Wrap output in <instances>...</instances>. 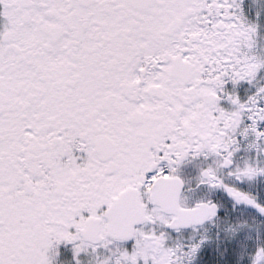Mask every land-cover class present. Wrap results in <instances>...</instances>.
Wrapping results in <instances>:
<instances>
[{
	"label": "flooded vegetation",
	"instance_id": "af4514ba",
	"mask_svg": "<svg viewBox=\"0 0 264 264\" xmlns=\"http://www.w3.org/2000/svg\"><path fill=\"white\" fill-rule=\"evenodd\" d=\"M259 11L251 0H0V264H27L33 253L13 250L20 165L23 184L37 182V201H48L56 184L45 177L56 169L78 170L74 181L96 188L95 198L118 173L126 186L111 207L151 206L154 186L163 189L158 201L170 202L176 187L178 210L202 204L215 216L186 227L178 211L151 206L166 219L155 234L162 263L187 264L211 248L263 264L261 191L241 187L231 197L226 182L242 156H264V90L243 100ZM229 34L234 51L222 58ZM230 115L239 126L226 139ZM192 186L209 195L184 205ZM150 206L131 235L152 221ZM194 229L203 244L186 240ZM230 254L224 261L239 264Z\"/></svg>",
	"mask_w": 264,
	"mask_h": 264
},
{
	"label": "rangeland",
	"instance_id": "374dc122",
	"mask_svg": "<svg viewBox=\"0 0 264 264\" xmlns=\"http://www.w3.org/2000/svg\"><path fill=\"white\" fill-rule=\"evenodd\" d=\"M251 4L256 5V9L260 10L259 13L262 16L259 14L256 16L257 30L255 31L253 44L254 53L247 66L251 85L243 90L244 96H246L245 98L243 96L244 101L250 98H258L259 100V94L264 90V31L260 30L261 27H264V0H251ZM251 9L255 10V7ZM230 35H226L225 44L221 43V46L225 48L224 50L228 51L222 58H227L230 51H234L233 47L227 48V43L231 40ZM225 68L231 67L226 65ZM252 107L254 110L257 108ZM187 117L188 115H186L185 119ZM231 120V115L225 117L224 120V125L228 129L226 139H228L229 133L238 129L239 126V121L230 123ZM207 125L211 126V124ZM33 126L34 129L39 128L38 124H33ZM203 127L205 126L203 125ZM193 131H197V126L193 128ZM203 131H206V127L203 128ZM15 132L16 127L13 126V137L17 136ZM20 169V175L13 169V192L10 194L13 195V210L10 213L9 221L13 224V250L20 252L18 256H25L33 249L27 264H49V244L55 243L57 245L54 251L57 252V248L60 246L61 249H64L62 250L64 257L56 260L51 256L53 264H62L73 258L78 260L80 264L82 262H84L83 264H164L158 259L157 243L160 240L155 234L156 231L162 228L166 219L148 203H143V207H141L150 206L147 214L152 220L150 223H145L138 227L127 238H120L115 234L109 235L107 233L109 219L106 217V213L112 205V197L117 196L126 186V181L124 179L121 180L118 173L111 176L108 181L106 180L102 192L100 191L99 193L98 190L96 192L99 193L100 197L95 198L94 191L96 188L88 189L83 184L79 186V182L74 181V174L78 170L70 168L66 170L67 172H64L56 169L55 173L50 174L49 178L45 177L48 181L55 180L56 184L51 186L52 182H50V186L48 185L49 191H51L46 194L48 201H45L44 197H40L39 201H37L33 190L38 188L32 186L36 185L37 182L31 186L23 184L26 171L22 169V165H20ZM226 175V182L231 185L229 187L231 197L239 194L242 190L241 187L250 190L252 193L255 192L257 195H260L259 191H261L263 197L260 201L264 210V156L260 153L255 156H242L238 162V168L234 171L227 168ZM94 183L96 184V181ZM208 195L206 188L192 186V189L185 194L186 198L182 199V204L195 203ZM241 202V199H235L234 203L240 204ZM90 218L100 219L101 221L99 227L102 238L98 243L83 240L82 234L85 232L86 222ZM1 220L5 219L2 218ZM60 223H64L65 227L56 230L53 225H60ZM37 225L40 226V232H35ZM261 229V227L257 226L255 233H260ZM232 231L234 232L236 229H232ZM189 235L186 240L204 243V239L202 242L200 239L203 235L201 229H194ZM170 240L171 236H168L167 241L169 242ZM25 242H28L29 245L27 247L24 246L25 252L21 253V245L25 244ZM182 242H184V238ZM202 253L201 259L188 261L187 264H209V261H212V264H234L223 259L226 254L231 256L230 253L236 256L240 261L239 264H248L247 261L249 259V256L246 257V260L241 258L237 254L238 252L234 253L232 251L229 253L220 249L206 248L202 250Z\"/></svg>",
	"mask_w": 264,
	"mask_h": 264
},
{
	"label": "water",
	"instance_id": "95a60500",
	"mask_svg": "<svg viewBox=\"0 0 264 264\" xmlns=\"http://www.w3.org/2000/svg\"><path fill=\"white\" fill-rule=\"evenodd\" d=\"M230 167V164L227 165ZM162 187L154 186L152 193V205H160L164 210L174 209L178 211V220L182 225L189 227L193 224L201 225L204 220L210 215L215 216L214 210L200 204V207L194 209H179L178 210V196L179 189L172 188V195L175 198L170 202H159L160 191ZM109 219L108 234H115L120 238H127L131 235L135 223L145 219V215L141 206L137 205L134 201H119L115 203L106 213ZM100 219L90 218L86 222L85 232L83 237L85 241L98 243L101 240L100 235Z\"/></svg>",
	"mask_w": 264,
	"mask_h": 264
},
{
	"label": "bare ground",
	"instance_id": "6f19581e",
	"mask_svg": "<svg viewBox=\"0 0 264 264\" xmlns=\"http://www.w3.org/2000/svg\"><path fill=\"white\" fill-rule=\"evenodd\" d=\"M59 223V222H57ZM53 227L56 229V230H59L60 228H64L65 225L64 223H60L59 224H55L53 225ZM49 253H48V256H49V264H53V260L52 258H50L51 256H53L56 260H60L64 257V253L62 250L64 249H61L60 246L57 248V252L54 251V248L56 247V243L55 244H49ZM84 262H82L83 264ZM57 264V263H56ZM62 264H80V262L78 260H76L75 258L73 259H70L68 262H63Z\"/></svg>",
	"mask_w": 264,
	"mask_h": 264
},
{
	"label": "trees",
	"instance_id": "16d2710c",
	"mask_svg": "<svg viewBox=\"0 0 264 264\" xmlns=\"http://www.w3.org/2000/svg\"><path fill=\"white\" fill-rule=\"evenodd\" d=\"M263 264H264V261H263Z\"/></svg>",
	"mask_w": 264,
	"mask_h": 264
}]
</instances>
